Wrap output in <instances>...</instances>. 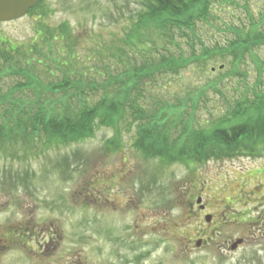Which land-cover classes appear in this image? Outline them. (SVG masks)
I'll return each mask as SVG.
<instances>
[{"label":"rangeland","instance_id":"1","mask_svg":"<svg viewBox=\"0 0 264 264\" xmlns=\"http://www.w3.org/2000/svg\"><path fill=\"white\" fill-rule=\"evenodd\" d=\"M143 3L43 0L24 17L0 22V48L7 47L13 57L6 66L0 58V96H6L2 104L34 102L38 96L66 102L65 92L46 89L65 75L83 78L85 86L80 84L81 95L69 89L70 105L58 103L55 111L69 106L79 113L107 93L124 103V90L134 88L126 72L147 66L158 70L163 55L191 53L183 35L172 44L157 30L139 38L135 24L145 10ZM209 3L212 17L197 27L200 52L245 37L240 32H260L264 38V0ZM65 23L75 35L72 62L64 61L65 38L39 42L41 31L52 28L56 36ZM243 53L237 65L234 55L225 54L180 67L178 74L162 69L140 77V95L134 96L139 93L133 89L127 100L137 98L151 113L168 106L157 123L170 126L168 141L174 143L183 129L175 125L181 111L174 105L187 103V118L192 111L187 96L202 90L193 128L208 130L209 120L243 93H264V42ZM32 72L38 78L30 87ZM112 77L114 82L107 81ZM19 84L28 85L18 89ZM135 107H118L120 113L110 124L98 118L90 127L93 134L78 140L22 141L27 145L19 142L0 150V264H264V227L257 225L261 215L264 221V145L251 155L174 159L152 138L145 141V131L134 119ZM177 143L183 144L184 137ZM202 206L212 215L210 223ZM239 239L244 242L232 249Z\"/></svg>","mask_w":264,"mask_h":264},{"label":"trees","instance_id":"2","mask_svg":"<svg viewBox=\"0 0 264 264\" xmlns=\"http://www.w3.org/2000/svg\"><path fill=\"white\" fill-rule=\"evenodd\" d=\"M43 0L30 10V12L35 11L41 4ZM210 0H143L145 10L139 15L138 22L135 24L136 34L141 38L145 31L157 30L159 35L166 38V43H171L174 41V37L177 35H183L186 37L187 45L191 49V53L188 56L179 55L175 57L174 54L168 56H162V60L158 65L160 68L156 70L153 66L144 67V69H133L131 72H126L129 74V83L133 84V89H135L139 94H134V96H139L141 88L140 77L145 75H153L155 72L165 69L174 70L176 74L180 67L187 68L190 64L196 61L205 62L207 59L215 58L225 54L234 55L235 61L234 65H237L240 60L243 59L244 51L250 50L253 46H260L264 42V31L262 38H259V33L256 36H251V34L241 33L240 39L231 40L225 46H215L212 48H202L203 51H199L195 46L196 41L201 42L197 35V27L200 22H208L212 17V9L210 8ZM237 33L239 30H237ZM60 34L54 36L53 29H48L45 34L41 31L39 35V42L44 41L48 38L49 43L56 41L57 36L65 38L67 41V56L64 60L65 62H72L75 59L76 53L73 50L72 45H74L75 35L72 33L68 24H63L60 26ZM49 36V37H48ZM140 42L144 43L141 39ZM2 43H6L2 41ZM15 49V46H12ZM17 48V46H16ZM12 49V50H13ZM18 51V48L16 49ZM239 51V52H238ZM11 52L7 47L0 48V58L3 64L8 65L9 61L13 59ZM61 57V56H60ZM59 62V63H63ZM237 61V62H236ZM30 63V62H29ZM13 66H7L9 70H13ZM223 67V64L218 67V71ZM6 68V69H7ZM70 73V72H68ZM3 74H0V77ZM33 83L30 87L35 84V73L32 72L29 76ZM115 77L109 78L107 81L114 82ZM83 83V78L74 80L69 75H65L64 80L61 82H55L51 85L46 86V89L50 91L60 90L64 93L63 97L67 100L58 101L53 98H41L34 99V102L30 101H19L12 100L10 103L8 100V105L2 104L3 96H0V150L3 148L10 147L11 145L17 146L19 142H38L39 140L45 139L47 144H56L70 142L71 140H78L85 136L93 134L92 126L95 124V120L101 118V123L103 125L110 124V122L117 117V113H120V106H136L133 110L134 119L138 122V128L141 131L145 141H149L151 138L152 143L157 145V148L161 151H165L171 154L173 158H183L185 160L202 161L206 157L214 156L216 158L229 157L228 155H236L247 153L249 155L254 154L259 150L258 147L264 145V93L260 90H254L252 93H243L236 101H233L228 107L226 112H222L219 115L212 117L210 128L206 130V127L193 128L194 123H196V112L199 107L200 101L204 97L203 91L195 89L191 92L192 95L187 96L189 102H191L190 108L191 113H188V117L184 118L187 112V107L189 105L182 102V106L174 105L176 111H181L180 122L175 124L177 128L182 127V132L178 140L174 143H170L168 139L172 136L173 131H170V126H160L157 123L159 114L165 109H169L165 106L157 109L155 112H149L145 106L140 105L136 100L128 101L127 98L132 95V91L127 88L124 90V103L119 104L116 99L109 98V93L105 94L103 101L98 102L79 113H74L72 108L69 106L66 111L61 110L55 111L57 109L58 103H65V105H70L68 95L69 89H75V95H81L80 84ZM94 85V83H92ZM128 84V83H127ZM126 84V87H127ZM28 84H19L17 87L20 89ZM82 86V88L84 87ZM125 87V88H126ZM146 89V88H145ZM7 95V94H4ZM8 95V96H12ZM251 95V96H250ZM73 96V94L71 95ZM116 97L114 95H110ZM235 99V98H234ZM105 101V102H104ZM187 101V99H186ZM61 105V104H59ZM8 106V107H6ZM171 108V107H170ZM162 112V113H163ZM176 121V120H175ZM189 121L193 124H189ZM174 125V126H175ZM157 131L158 133L151 132ZM164 130V132H161ZM161 132V133H160ZM184 137V143L178 144L177 141ZM26 146L27 144H23ZM36 142V144H37ZM111 142V141H110ZM170 143V144H169ZM111 144H117V141H112ZM177 144V146H176ZM29 153L24 154L27 156Z\"/></svg>","mask_w":264,"mask_h":264},{"label":"water","instance_id":"3","mask_svg":"<svg viewBox=\"0 0 264 264\" xmlns=\"http://www.w3.org/2000/svg\"><path fill=\"white\" fill-rule=\"evenodd\" d=\"M40 0H0V21L9 22L24 17L32 8H34ZM201 202V198L198 199V203ZM203 208V206H202ZM208 223L212 221V215L205 216ZM242 242L241 239L234 242L231 246L232 249H236ZM202 241L197 242V246H200Z\"/></svg>","mask_w":264,"mask_h":264},{"label":"flooded vegetation","instance_id":"4","mask_svg":"<svg viewBox=\"0 0 264 264\" xmlns=\"http://www.w3.org/2000/svg\"><path fill=\"white\" fill-rule=\"evenodd\" d=\"M200 209L205 212V209L204 208H201L200 207ZM205 213L207 214V212H205ZM263 213H264V211H263ZM261 217H262V215L259 217V219H258V222L259 223H257V225H260L259 227H264V221H263V223L260 221V218ZM242 242H244V240H242Z\"/></svg>","mask_w":264,"mask_h":264}]
</instances>
